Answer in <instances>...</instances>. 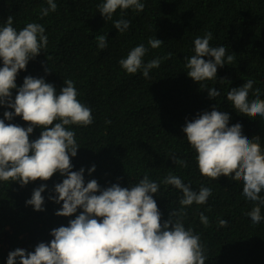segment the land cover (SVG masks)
Here are the masks:
<instances>
[{"label":"trees","instance_id":"trees-1","mask_svg":"<svg viewBox=\"0 0 264 264\" xmlns=\"http://www.w3.org/2000/svg\"><path fill=\"white\" fill-rule=\"evenodd\" d=\"M100 2L56 0V11L41 18L45 0H0V24L8 17L18 30L27 23H39L48 37L46 49L18 72L17 86L26 76L43 77L57 91L64 87V80L74 82L77 99L93 116L89 126H71L80 148L70 162L73 171L85 169V183L95 179L101 188L114 183L128 187L145 174L159 183L171 173L193 190L210 187L212 196L207 203L187 207L183 217L185 227L200 236L208 256L205 264H264V220L254 224L246 215L254 203L242 195V181L223 175L213 180L200 174L195 153L182 132L186 121L218 106L230 114L229 126L242 123L243 131L250 138L259 136L264 147V118L241 115L226 99L231 88L248 79L254 81L249 98L259 87L264 99V0H142L143 11L128 9L121 14L118 9L109 21L97 11ZM121 18L130 21L124 33L113 26V21ZM207 32L213 36L210 46L222 45L226 56H233L231 64L218 67L216 80L200 82L219 90L215 99L187 76L184 67L185 57L194 54V39ZM106 34L108 46L100 50L95 37ZM155 38L163 43L152 49L148 40ZM139 44L148 49L145 63L160 58L149 78L139 71L127 74L119 64ZM12 94L14 98L15 89ZM4 111L13 110L0 107V119ZM11 123L26 127L29 122L17 116ZM40 133L39 127L34 128L30 141ZM171 155L183 164H174ZM93 165L95 171L89 175ZM63 178L54 173L47 181L38 179L24 187L18 182L0 183V264H6L10 251H34L40 242H49L52 229L67 226L75 218L76 214L55 215L61 205L48 199ZM41 183L47 185L42 193L44 211H35L25 201ZM180 197L173 186L163 184L157 195L153 194L163 214L161 223L169 219L171 210L180 207ZM200 213L208 217L209 226L200 222ZM261 214L264 216V206ZM219 218L229 223L218 227Z\"/></svg>","mask_w":264,"mask_h":264},{"label":"clouds","instance_id":"clouds-1","mask_svg":"<svg viewBox=\"0 0 264 264\" xmlns=\"http://www.w3.org/2000/svg\"><path fill=\"white\" fill-rule=\"evenodd\" d=\"M45 3L47 7L40 9L41 18L57 9L56 0H45ZM144 7L142 0H101L97 11L109 21L118 9L123 14L128 9L141 12ZM113 26L124 33L130 21L117 19ZM212 38V33L207 32L194 39V54L185 57L184 67L187 76L207 89L210 99H215L220 95L219 90L200 82L216 80L218 67L231 64L233 56H226L222 45L210 46ZM95 40L100 50L108 46L107 34L98 35ZM162 43L157 38L148 40L152 49ZM47 44L46 30L39 23H27L18 30L8 17L0 24V107L13 110L4 111L0 119V183L12 181L24 187L38 179L47 181L54 173H59L64 178L54 185L48 199L61 205L55 215H76L67 226L52 229V239L40 242L34 251L21 248L10 251L6 264H205L208 256L200 236L185 227L183 217L187 207L207 203L212 196L210 187L193 190L190 184L169 173L159 183L145 174L128 187L114 183L101 188L95 179L85 183L84 168L72 170L70 158L77 155L80 146L71 126L86 127L93 123L92 110L77 99L74 82L64 80V87L59 91L43 77L26 76L22 85L16 84L18 72L25 70L28 62L46 49ZM147 51L144 44L135 46L119 60L121 68L127 74L139 71L144 78H149V72L159 67L160 58L145 63L143 58ZM253 84L254 81L248 79L242 86L231 88L226 99L237 113L264 118V99L259 87L255 88L256 95L249 98ZM17 116L29 122L26 127L11 123ZM230 118L228 112L213 106L211 111L185 122L183 138L195 153L200 174L213 180L223 175L242 181V195L254 203L246 215L257 224L264 220L261 214L264 147L259 136L250 138L243 131L242 123L229 126ZM36 127L41 133L30 141ZM171 158L174 164H183L175 155ZM94 171L95 165L88 169V174ZM161 184L173 186L181 193L180 207L171 210L169 219L163 223V214L153 198ZM46 188L47 185L41 183L33 189L25 204L35 211H44L42 193ZM199 219L204 226H209V219L203 213ZM228 223L226 218H219L217 225Z\"/></svg>","mask_w":264,"mask_h":264}]
</instances>
